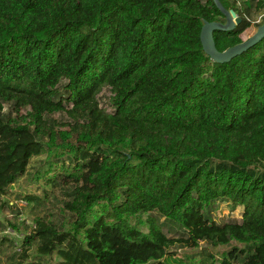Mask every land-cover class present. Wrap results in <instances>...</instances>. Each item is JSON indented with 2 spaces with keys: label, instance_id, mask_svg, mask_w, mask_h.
Segmentation results:
<instances>
[{
  "label": "trees",
  "instance_id": "trees-1",
  "mask_svg": "<svg viewBox=\"0 0 264 264\" xmlns=\"http://www.w3.org/2000/svg\"><path fill=\"white\" fill-rule=\"evenodd\" d=\"M222 2L243 21L215 31L219 50L264 10ZM205 20L225 21L213 0H0V203L22 215L5 197L37 155L33 179L72 185L73 220L61 232L37 217L25 247L62 264H182L169 252L182 242L197 264H264V39L218 63ZM221 201L244 207L241 222L214 219ZM16 254L8 264H34Z\"/></svg>",
  "mask_w": 264,
  "mask_h": 264
},
{
  "label": "rangeland",
  "instance_id": "rangeland-1",
  "mask_svg": "<svg viewBox=\"0 0 264 264\" xmlns=\"http://www.w3.org/2000/svg\"><path fill=\"white\" fill-rule=\"evenodd\" d=\"M233 1L236 2V0ZM236 3L237 6H241V2L237 1ZM254 13L257 12L255 11L253 14ZM257 27L258 25L256 26V30ZM252 31L253 25L251 24V26L241 34V38L245 40V35ZM63 82L66 81L64 80ZM111 95V91L108 87H105L102 90L100 93L102 106L108 107L109 97ZM11 108V104L6 103L4 104L3 111L8 112L11 110ZM108 110H111V108L108 107ZM28 111H31L30 107H23L20 109L19 115L27 114ZM13 115L16 116V114ZM50 116L56 119L58 122H66L69 120L67 114L61 112L54 113ZM44 159L45 155L34 156L30 160L28 172L25 174V176L11 186L12 195H7L5 197L10 199L12 203L19 202L18 205L22 208L20 210L18 209L17 212H21L22 215L20 216V213L15 215V213H13L14 211L11 210L7 205L3 207L1 204L2 201L0 203V264H8L7 260L9 259V256L15 252H17L16 257L20 262L25 260L29 263L33 262L34 264H62L60 256L57 254H37L39 240H37L34 245L30 246L29 248L25 247L24 245V239L32 232L35 219L37 217L43 218L46 223L53 222L61 232H63V229L66 228L69 222L73 220L72 214L63 210V202L66 199L65 190L72 186L71 183L64 184L62 179H60L57 183L48 185L45 179L38 181L32 177V175L36 173L37 168L43 164ZM25 196L35 197V200L31 201L32 204L27 207H24L26 202L20 199L21 197ZM243 210V206L232 209L228 201H221L218 203L216 210L213 212V217L218 223L229 221L241 222ZM153 215L155 218L157 213H153ZM143 217L146 218V215ZM162 220H164V218H162L161 221ZM10 222L16 226H12ZM169 228L170 227L168 225L164 227L165 232H167L169 236L181 237L183 235L182 233L170 231ZM143 229L146 230V227H143ZM200 244L202 245V248H205L206 246L209 251L215 253L216 258H221L222 251L227 249V246H219L214 248L213 246L206 244L204 241H201ZM24 247L25 249H23ZM26 249L27 252L25 253ZM169 252H173L175 258L177 260H181L182 264H197L205 257L201 252V248L187 246L182 242L176 243L172 248H170ZM219 260L214 264H220Z\"/></svg>",
  "mask_w": 264,
  "mask_h": 264
},
{
  "label": "water",
  "instance_id": "water-1",
  "mask_svg": "<svg viewBox=\"0 0 264 264\" xmlns=\"http://www.w3.org/2000/svg\"><path fill=\"white\" fill-rule=\"evenodd\" d=\"M218 9L225 16V21L205 20L201 30V41L204 51L212 60L218 63L230 62L234 57L242 54L251 47L255 46L264 39V25H258L256 32L248 39L228 47L225 50H219L216 45L214 33L217 30L230 31L239 25L243 19L234 9H228L222 0H213Z\"/></svg>",
  "mask_w": 264,
  "mask_h": 264
},
{
  "label": "clouds",
  "instance_id": "clouds-1",
  "mask_svg": "<svg viewBox=\"0 0 264 264\" xmlns=\"http://www.w3.org/2000/svg\"><path fill=\"white\" fill-rule=\"evenodd\" d=\"M249 22L253 25V31L247 33L245 35V39L255 32L257 25H264V10L254 13L251 17H249Z\"/></svg>",
  "mask_w": 264,
  "mask_h": 264
},
{
  "label": "built area",
  "instance_id": "built-area-1",
  "mask_svg": "<svg viewBox=\"0 0 264 264\" xmlns=\"http://www.w3.org/2000/svg\"><path fill=\"white\" fill-rule=\"evenodd\" d=\"M237 1H238V2H241V0H236V2H237Z\"/></svg>",
  "mask_w": 264,
  "mask_h": 264
}]
</instances>
